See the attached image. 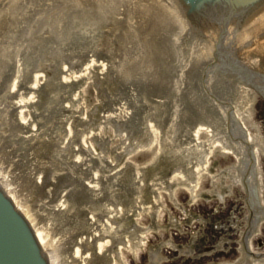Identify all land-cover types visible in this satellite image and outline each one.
Returning <instances> with one entry per match:
<instances>
[{
    "label": "rangeland",
    "instance_id": "rangeland-1",
    "mask_svg": "<svg viewBox=\"0 0 264 264\" xmlns=\"http://www.w3.org/2000/svg\"><path fill=\"white\" fill-rule=\"evenodd\" d=\"M41 2L56 8L63 1ZM33 5L25 4L23 11L25 52L0 71V125L8 130L0 134L7 148L23 153L28 172L15 175L18 192L45 231L59 237V248H50L59 251L57 264H82L86 253L89 264H226L242 257L248 239L263 252L264 222L251 215L237 149L244 151L242 124L264 142L262 96L233 83L234 77L221 81L219 71L206 83L202 67L187 74L189 58L174 54L171 39L164 64L147 62L135 71L127 66L138 55L132 53L137 44L119 45L112 33L106 46L99 24L75 41L53 42L31 22L46 6ZM71 21L69 16L64 23L82 31ZM129 21L126 26L135 24ZM229 51L239 59L246 52L237 45ZM36 79L40 89L30 105L19 108L16 120L11 101L29 96L27 87ZM156 155L163 158L148 178L145 167ZM172 169L177 171L171 174ZM256 171V200L264 204V154ZM62 196L67 206L52 210ZM81 234L86 241L77 243Z\"/></svg>",
    "mask_w": 264,
    "mask_h": 264
},
{
    "label": "bare ground",
    "instance_id": "bare-ground-1",
    "mask_svg": "<svg viewBox=\"0 0 264 264\" xmlns=\"http://www.w3.org/2000/svg\"><path fill=\"white\" fill-rule=\"evenodd\" d=\"M41 1L43 0H0V71L3 70L4 72L6 66L14 65L15 63H13V61H16L15 58L20 54H24L25 52L23 50V42H25L24 39L27 38V35L23 33L25 32V30L23 31V25L25 19L27 18V15L25 14L24 19L23 11L25 4L32 3H34L33 7L37 10L41 9V7L43 8L44 6H46L41 9V17L39 19L33 17L31 18V22L35 26L34 28H39L40 26H42L39 29H45L44 35L46 37L50 36V39L53 38V42L63 41L67 37H70L73 41H75L78 37H80V33H87L89 32V28L94 29L93 27L99 24L101 25V27H109V29L110 27H113V33L117 34L115 36L117 43L119 42V45L129 42L137 44L138 47H136L132 51V53L136 52L138 53V55H135V57L132 58V61L128 63L129 65L127 66V69L134 68V71L137 69L139 70L140 68H143V65L145 67L147 62L152 65L156 63L164 64L166 62L165 59L171 57V45L168 40L167 42L162 43L161 46H157L158 39L157 37H155L159 30L169 31L168 29H174L175 13L171 8H165L161 0H60L63 2H55L57 5H61L57 6L56 8L46 5ZM63 4H65L66 6H63ZM69 16L70 18L72 17L71 22L78 21L80 23V28H82V31H75L73 27H67L68 24L64 23V21L65 19L67 21V17ZM108 19L111 23L108 22ZM130 19L135 24H132V26H125V24L130 25ZM19 21H21V30L18 37L14 38V27L17 24H20ZM85 24L87 25L86 28ZM116 31H118V33ZM102 34L104 35V37H106V42L104 43L106 44V46H109L111 44L110 36L113 34L110 33V31H108V33L103 32V28ZM126 34H128V36ZM169 35L170 34H168V37ZM251 40L252 42H255L256 52L260 56H262V58H264V23L245 33L240 44L246 45ZM18 45H20L19 48ZM250 52H252V49L250 50ZM151 57L153 59H151ZM246 62L250 63V65H252L253 67L264 69V63L261 64V61L259 60L255 59L250 60L249 62L246 60ZM123 74H126L125 70ZM40 75L41 78L43 74L41 73ZM19 81L20 80L18 78L12 81L10 90L11 92H14L17 89ZM39 81L40 79L38 81L37 79L33 80L30 86L27 87L31 91L29 96L20 94L15 100L11 101L13 113H16V120H19V118L17 117L19 108H21L22 106L30 105L34 101L31 99V96H33L34 92H37L40 89L39 86L41 83H38ZM4 82L6 86H9L11 84V75L10 77H6ZM261 87L264 88V85ZM44 99H46V97H44ZM9 107L10 105L7 107L5 106L3 110L7 111ZM12 107L10 108V110L12 109ZM20 113L25 114V111L23 112L22 110H20ZM198 118H200L201 120L204 119L202 114H200V117ZM26 120L27 118L24 117L20 122L24 123L25 125V123H28ZM0 129H2L3 131L1 132L3 136H5V133H8V130L2 127V125H0ZM32 129L35 130L36 127L34 126ZM25 136H27V134L23 135V137ZM246 137L247 139H251L253 143L254 159H250L246 155L245 151L238 147L237 149L240 152L239 153L237 151L240 155L239 162H241L242 164L239 168V172H243V170L246 169L245 165H247L249 161L254 162V166L250 169V178L247 181V183L251 185V189L254 190V195L251 196L253 198L254 196H256V193H258V190L255 189V185H257V183L255 182L257 178V175L255 174V171L257 169V166L255 164V157L258 159V152L264 153V148L261 144L260 136L255 134H248L246 135ZM39 139L36 140L37 143L39 142ZM48 141L49 137L46 135L45 142L47 143ZM0 144H4L3 148H1L0 151V185L14 200L21 211L25 213L29 221H31L32 225L34 226L35 232L39 237L41 245L47 252L51 264H57V254L59 253V251L56 253L55 250H50V248H59V237H57L56 235H50L49 232L45 231V228H43V226L40 225L37 220H35L33 214L30 213L29 207L27 205H24V202L22 201L23 197H20V194L18 192V183L17 180H15V175L19 173L21 177L22 174H26L28 172V169L25 165V159L20 156L23 155V153L19 154V151L16 152L17 149L13 148L12 146H9L7 148L6 146L8 145L5 143V139L1 136V134ZM43 150H45V147L43 148ZM48 152L49 149L47 148V152L45 154H47ZM42 156L43 154L40 155V158ZM41 162L43 163L44 161L41 160ZM7 164V168L9 169H2ZM20 165H22V170H20L19 168ZM10 169L12 172L10 171ZM20 177L19 180L21 179ZM43 177L44 175L41 173V178ZM39 182H43V180L40 179ZM85 185L90 188L91 184L88 185V183H86ZM91 187H93V185H91ZM66 190L64 191V193L66 192ZM65 195H67V193H65ZM66 206V199H64V196H62L61 198H58L56 200L55 204H53L52 210L56 211L60 209V207L63 209ZM115 206L117 207V205ZM117 210H119L118 207ZM263 214L264 212L262 213V215ZM85 236L86 235L82 234L81 236L77 235V243L85 242V238L87 237ZM105 238L106 237H104V239ZM104 241L105 246H108L109 240L106 239ZM55 242L57 244L54 245ZM82 246L76 248V257L79 256L80 253H82ZM90 254L92 255L91 252ZM88 256L89 253H86L84 255V259ZM244 258H246L245 255ZM84 259H82L84 261L82 262V264H89L86 262V259Z\"/></svg>",
    "mask_w": 264,
    "mask_h": 264
},
{
    "label": "water",
    "instance_id": "water-1",
    "mask_svg": "<svg viewBox=\"0 0 264 264\" xmlns=\"http://www.w3.org/2000/svg\"><path fill=\"white\" fill-rule=\"evenodd\" d=\"M165 8H171L175 13L174 29H168L170 35L173 52L176 55L190 58L191 54L201 53L206 48L203 47L201 37L194 38L195 34L190 33L187 36L186 41L178 42L181 39L182 34L186 35L189 30L188 22L185 17L180 14L181 8L178 7L176 0H161ZM187 3L192 4L194 9H200L205 6L211 0H185ZM241 2V1H240ZM230 2H222L215 7H208L202 14L198 15L203 22L205 21V32H209L211 36H214L218 27L215 24L218 23L221 17L218 14L224 13L227 10V6ZM254 3V0H251ZM180 8V10H179ZM238 11V9H236ZM246 17H244L245 19ZM242 21V27L239 29L237 26L233 27L232 42H230V48H233L242 42L245 33L260 26L264 23V9H254V11ZM233 24V22H232ZM182 31L176 38V34ZM231 34V35H232ZM230 39V38H229ZM198 41V42H197ZM212 43L214 40L211 41ZM183 44L187 45L185 50L180 47ZM215 53L210 50V57H214ZM224 66L222 67V69ZM212 75L216 76V72ZM0 264H47V261L42 253L41 246L39 245L34 233L32 232L29 223L25 217L17 210L13 202L0 188Z\"/></svg>",
    "mask_w": 264,
    "mask_h": 264
}]
</instances>
